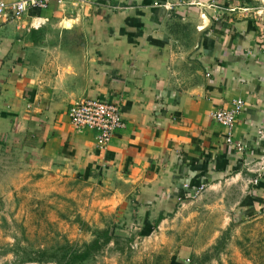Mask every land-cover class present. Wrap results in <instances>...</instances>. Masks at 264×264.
I'll return each mask as SVG.
<instances>
[{"label":"crops","instance_id":"0c3cea01","mask_svg":"<svg viewBox=\"0 0 264 264\" xmlns=\"http://www.w3.org/2000/svg\"><path fill=\"white\" fill-rule=\"evenodd\" d=\"M193 1L53 0L0 20V137L109 186L141 221L247 165L261 174L252 205L264 195V0H218L235 8L218 20ZM84 98L121 107L125 127L105 148L71 123ZM237 99L229 136L212 112Z\"/></svg>","mask_w":264,"mask_h":264},{"label":"rangeland","instance_id":"374dc122","mask_svg":"<svg viewBox=\"0 0 264 264\" xmlns=\"http://www.w3.org/2000/svg\"><path fill=\"white\" fill-rule=\"evenodd\" d=\"M244 173L147 222L109 186L43 166L0 137V264H65L104 230L110 240L74 264H264V195L245 203L254 177Z\"/></svg>","mask_w":264,"mask_h":264},{"label":"built area","instance_id":"2783aa9c","mask_svg":"<svg viewBox=\"0 0 264 264\" xmlns=\"http://www.w3.org/2000/svg\"><path fill=\"white\" fill-rule=\"evenodd\" d=\"M53 0H17L12 3H8L5 0H0V20L7 22L14 19H19L30 7L46 8ZM79 3H86L90 0H76ZM197 5H203L205 8L214 10V18L220 19L221 12L226 10H233V8H227L218 0H198L192 3ZM201 2L203 4H201ZM157 3V2H155ZM244 107V101L237 99L227 108H217L212 112L213 118L219 122L227 130V134H232V129L235 126L237 117L242 112ZM69 116L73 127L78 131L89 129L95 132L96 143L99 147H107L116 133L125 127L124 117L121 112L119 104L102 99L96 98H84L75 101L70 109ZM238 149L243 148V144L237 143ZM264 166V163H263ZM257 177L253 179L254 183L259 182L260 172L256 169ZM202 186L199 187L202 188ZM198 189V190H199ZM197 190V192H198ZM196 194V193H195ZM194 194V196H195ZM193 196V197H194Z\"/></svg>","mask_w":264,"mask_h":264},{"label":"trees","instance_id":"16d2710c","mask_svg":"<svg viewBox=\"0 0 264 264\" xmlns=\"http://www.w3.org/2000/svg\"><path fill=\"white\" fill-rule=\"evenodd\" d=\"M101 236L105 237L102 242H100ZM111 236L112 233L110 235L109 231L107 230L101 231L99 233V236H97L91 243L86 244L83 247V250H81L80 252L77 250L70 252L68 254L69 257L65 264H74L76 261H82L88 258L91 255V253H93L96 250H99L105 243H107L110 240Z\"/></svg>","mask_w":264,"mask_h":264}]
</instances>
